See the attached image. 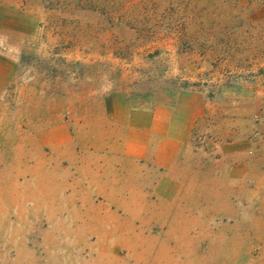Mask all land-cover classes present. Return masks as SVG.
<instances>
[{
  "label": "rangeland",
  "instance_id": "374dc122",
  "mask_svg": "<svg viewBox=\"0 0 264 264\" xmlns=\"http://www.w3.org/2000/svg\"><path fill=\"white\" fill-rule=\"evenodd\" d=\"M0 264H264V0H0Z\"/></svg>",
  "mask_w": 264,
  "mask_h": 264
},
{
  "label": "crops",
  "instance_id": "0c3cea01",
  "mask_svg": "<svg viewBox=\"0 0 264 264\" xmlns=\"http://www.w3.org/2000/svg\"><path fill=\"white\" fill-rule=\"evenodd\" d=\"M144 153L145 150L141 152V154ZM133 156L134 151L131 147L124 145L121 156L123 163L120 167L101 165L91 170L94 180L100 182L99 191L104 194L110 205L116 209L125 210L130 215L139 214V210L137 212L134 210V203L138 200L134 196Z\"/></svg>",
  "mask_w": 264,
  "mask_h": 264
}]
</instances>
